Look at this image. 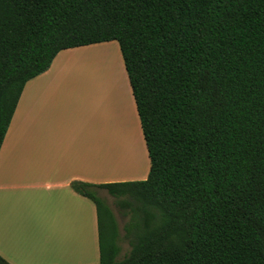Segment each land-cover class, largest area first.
<instances>
[{
    "label": "trees",
    "instance_id": "obj_1",
    "mask_svg": "<svg viewBox=\"0 0 264 264\" xmlns=\"http://www.w3.org/2000/svg\"><path fill=\"white\" fill-rule=\"evenodd\" d=\"M116 42L150 162L98 189L131 215L120 261L94 186L98 264H264V0H0V149L58 53ZM0 264H8L0 258Z\"/></svg>",
    "mask_w": 264,
    "mask_h": 264
},
{
    "label": "crops",
    "instance_id": "obj_2",
    "mask_svg": "<svg viewBox=\"0 0 264 264\" xmlns=\"http://www.w3.org/2000/svg\"><path fill=\"white\" fill-rule=\"evenodd\" d=\"M100 50L96 44L58 53L22 90L0 149V258L8 264L99 262L96 207L72 184L100 194L102 184L147 179L150 162L122 57L113 56L115 76L102 83L90 56ZM110 93L118 118L106 102ZM133 132L142 150L132 156ZM102 150L130 171L108 170Z\"/></svg>",
    "mask_w": 264,
    "mask_h": 264
},
{
    "label": "rangeland",
    "instance_id": "obj_3",
    "mask_svg": "<svg viewBox=\"0 0 264 264\" xmlns=\"http://www.w3.org/2000/svg\"><path fill=\"white\" fill-rule=\"evenodd\" d=\"M102 50L93 52L90 56H93V60L97 61L98 69H102V83L103 82H111L115 76V64H114V57L113 56H121L119 46L116 42L111 43H103L101 44ZM118 58V57H117ZM90 78L92 81H96L97 74L94 70L90 73ZM108 78V80H107ZM106 99V102L113 108L115 117L118 118V98L114 95V93H110ZM138 133L133 132L131 135V145L128 147L129 150L132 152V156L137 152L138 147H141L142 150V143L139 140ZM144 144V143H143ZM141 145V146H140ZM102 152L106 155V165L108 170H113L117 174L125 175L127 174L130 169L127 167H117L115 162L111 158V154L107 150H102ZM138 153V152H137ZM93 195L97 197L103 205L102 217H101V229L103 239L105 241L109 240V218L106 214V208L111 211L117 226L118 232V239L117 244L120 248V253L117 257V260H122L130 251V241L131 237H128L125 232V228L128 226L131 215L118 207V201L116 199L110 197L106 191H103L98 194L97 192H93ZM99 262L93 261L91 259H77L75 264H98Z\"/></svg>",
    "mask_w": 264,
    "mask_h": 264
}]
</instances>
